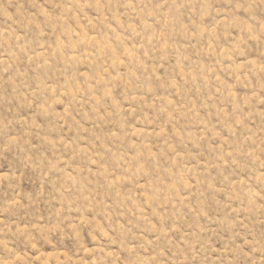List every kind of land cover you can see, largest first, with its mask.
Returning a JSON list of instances; mask_svg holds the SVG:
<instances>
[{
    "label": "rangeland",
    "instance_id": "1",
    "mask_svg": "<svg viewBox=\"0 0 264 264\" xmlns=\"http://www.w3.org/2000/svg\"><path fill=\"white\" fill-rule=\"evenodd\" d=\"M0 264H264V0H0Z\"/></svg>",
    "mask_w": 264,
    "mask_h": 264
}]
</instances>
